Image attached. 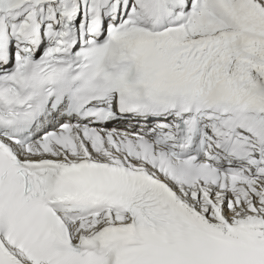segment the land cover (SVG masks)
<instances>
[{
	"label": "snow or ice",
	"instance_id": "obj_1",
	"mask_svg": "<svg viewBox=\"0 0 264 264\" xmlns=\"http://www.w3.org/2000/svg\"><path fill=\"white\" fill-rule=\"evenodd\" d=\"M0 264H264V0H0Z\"/></svg>",
	"mask_w": 264,
	"mask_h": 264
}]
</instances>
